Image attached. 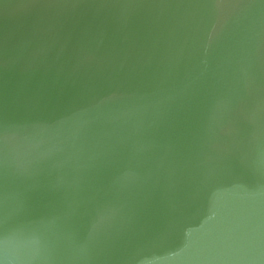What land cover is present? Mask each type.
Masks as SVG:
<instances>
[{
	"label": "water",
	"instance_id": "obj_1",
	"mask_svg": "<svg viewBox=\"0 0 264 264\" xmlns=\"http://www.w3.org/2000/svg\"><path fill=\"white\" fill-rule=\"evenodd\" d=\"M0 264H264V0H0Z\"/></svg>",
	"mask_w": 264,
	"mask_h": 264
}]
</instances>
